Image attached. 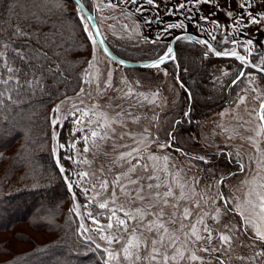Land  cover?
Wrapping results in <instances>:
<instances>
[{
	"label": "snow or ice",
	"instance_id": "snow-or-ice-1",
	"mask_svg": "<svg viewBox=\"0 0 264 264\" xmlns=\"http://www.w3.org/2000/svg\"><path fill=\"white\" fill-rule=\"evenodd\" d=\"M163 2L165 15H180L184 19L178 22L163 20L159 17L160 4L157 0H120L125 6H134L136 14L148 11L146 6L157 9L155 20H145L147 24L164 25L162 32L151 41L153 44L158 43L162 36L171 34V30L186 29L187 25L184 21L187 20L189 25L196 29L197 35H175L174 39L195 41L198 45L204 46L205 58L209 54L216 57H234L239 61L240 67L235 70L231 84L243 83V78L247 77L249 83L254 85L251 91L260 93L252 96V99L258 102V107L249 108L246 95L238 94L234 102L236 108L241 104L245 105L244 111L247 117L239 114L234 116L239 127L233 129L234 136L229 137V139L238 137L251 149L243 152L238 149L232 155V162L237 165L239 173H245V177L240 181L239 187L235 190L229 189L225 194L219 186L227 187L229 179L238 173L229 171L227 174L218 175L214 167L200 168L199 171L206 173L211 182L206 184L205 189L197 192V186L202 180L198 176L191 178L181 176L180 173L185 169L179 166L170 152L160 156L150 153L147 160L151 161V164L146 162L141 165L140 161L145 157L141 155L144 150L140 148H132L131 151L121 154L120 159L126 161L129 167L126 171L116 174L111 181L101 178L95 172L73 170L70 166L66 168L62 161H71L72 164L88 163L83 154L99 148L97 141L110 138L109 130L115 131L112 129V123H122L109 117L108 112L103 110L105 107L113 111L119 109L116 111V117L131 113L123 109L118 102L120 96H108L106 105L93 103L91 108L79 107L71 97L65 96V99L61 100L48 116L53 130L51 138L57 141L52 152L56 156L55 164L61 178L74 201L77 195L73 191L75 186L87 201L83 207L92 206L94 209L85 214L90 224L81 222L78 230L82 236L94 232L101 241L106 242L105 264H232L233 259L240 261V264H264V89H258L255 85L256 76L251 71L255 70V73H259L260 78L264 79V52L254 56L256 42L242 31L249 25L260 26L264 22V0H239L238 14L232 9L231 0H225L223 6L218 0H181L179 4H173L172 0H163ZM13 4L18 5L20 11H16ZM24 4H30L31 7H24ZM201 4L209 5L215 8V11L200 15L199 12L203 9H199L194 16L193 9ZM68 6L74 8L73 13H67ZM107 6L120 7V4L109 3ZM5 7L9 13L15 12V19L10 21L7 31L4 27H0V119L6 118L4 112L9 108L13 106L19 108L20 105L25 104L26 97L38 93L41 96L51 97L52 94L46 90L47 79L57 77L61 80L65 79L60 72V64L53 59L56 56L63 61L67 52V49L64 52L57 51L64 48L61 43L64 33L60 31L63 25L55 22L49 24L50 20L62 15H76L80 22H84L82 31L86 34V40L92 44L96 43L87 23L92 20V16L84 15L86 10L80 0H12V3ZM253 8L259 11L254 13L251 10ZM220 11H224L226 18L231 21L228 27L212 18ZM201 22L210 26L215 25V29L210 31L204 28ZM45 28L47 31L44 30ZM218 31L226 34H221L218 39L216 34ZM200 33H206L210 39L198 38ZM212 42L220 46L231 44L233 47L217 50ZM238 47L243 48L245 54L238 52ZM259 47H264V43ZM249 57L252 59L250 60ZM169 59L177 60L171 46H167L165 53L148 66L159 69L160 65L165 64ZM87 63L90 68L94 67L91 60ZM53 64L55 67H51ZM245 68L249 71L246 72ZM85 71L87 73V69ZM184 71L186 72L187 69ZM164 74L168 73L165 71ZM107 75L108 79L103 87L96 85L95 97L92 91L80 87L76 97L80 98L81 105L85 103L84 96L93 101L97 97L103 99L106 89L122 92L124 96L131 94V89L128 92L114 89L111 83L112 73L109 72ZM223 75L227 76L230 73L224 72ZM81 83L91 85L93 79L81 80ZM180 86L184 87L182 83ZM242 92H247V89H242ZM188 95L191 99L190 92ZM188 115L189 112H184L185 117ZM180 123L179 120L174 121L171 129L166 130V142L158 143L157 136L152 143H157L160 149H172L179 153L189 161L188 171H191L192 167H197L191 164V161L210 164V157L194 154L186 151L182 146H177L175 128ZM253 123L255 127H249ZM66 124L68 136L65 137L64 142H61L60 136ZM97 129H102L103 134ZM241 129L253 135L244 136L241 134ZM77 144H81L82 147L73 155L72 150L77 148ZM64 149H67L68 155L59 153V150ZM95 154L93 152L94 156ZM129 157L131 159H128ZM133 160L135 163H132ZM3 161V154L0 153V165ZM138 167L147 175L136 176ZM73 171L78 177L75 182L71 174H66ZM99 171L103 172V168ZM159 173H165L170 179L163 180ZM125 180L127 183H124ZM145 181L160 182L145 183ZM161 188L164 189L162 192ZM176 189L179 190V194ZM118 192L127 198L129 207L126 208L124 203L119 202ZM181 201L184 202L183 207ZM207 205H211V211L206 210ZM166 208L172 209L170 214H166ZM80 209L81 205L76 203L70 211L80 215ZM96 209L99 211H95ZM150 216L155 218L149 219ZM146 232L152 234L151 239L145 235ZM87 239L95 243L97 249L101 248V244L96 243L92 236H87ZM113 245L117 247H112ZM238 248L244 250L243 254L236 253L233 257V253Z\"/></svg>",
	"mask_w": 264,
	"mask_h": 264
},
{
	"label": "rangeland",
	"instance_id": "rangeland-1",
	"mask_svg": "<svg viewBox=\"0 0 264 264\" xmlns=\"http://www.w3.org/2000/svg\"><path fill=\"white\" fill-rule=\"evenodd\" d=\"M88 10L92 11L95 14L96 21L98 23L101 34L105 42L109 47L114 49L119 56L124 59L135 61H140L141 58L153 57L154 55H163L169 46L170 39L181 32H190L197 35L196 29L189 25V22L185 20L187 25L186 29H175L171 30V34L164 35L161 37L158 43L153 44L151 41L156 38L163 30L164 25L160 23H145L146 19L155 20L157 16V9L148 7V11L143 12L142 14H136L135 8L132 5H123L120 3V0H81ZM181 0H172L173 4H179ZM239 0H231V7L235 9V12L238 14L240 9L237 7ZM109 3L120 4V7H108ZM157 3L160 4L159 17L168 22H178L179 20L184 19L183 16H168L165 15V4L163 0H157ZM218 3L223 6L225 5V0H218ZM96 5L97 7H94ZM171 7V5H168ZM69 10L74 11L72 6H68ZM123 9V11H122ZM131 9V11H129ZM199 9H203L202 12H199L200 15H207L209 12L215 11V8L210 7L209 5L201 4L193 9L192 14L195 16ZM254 13L259 11L258 9H251ZM198 18V17H197ZM220 22L221 25L228 27L231 24V21L226 18L224 11L217 13L215 17H212ZM81 22L80 26L83 27ZM202 26L210 31L215 29V25H209L207 23L201 22ZM89 26V24H88ZM259 28V30H258ZM90 29V26H89ZM91 30V29H90ZM229 31L231 29L229 28ZM247 35H250L251 38L256 42V50L253 52V55H258L260 52H264V47H259L261 43H264V22L260 26L249 25L246 30H242ZM218 39L221 34L219 31L216 33ZM86 35V34H85ZM198 36H203L210 39L206 33H200ZM246 38V37H245ZM182 42L177 43V49H183L184 47H195L198 45L188 44V41L181 39ZM211 42V41H210ZM216 45L219 50H223L224 47L231 48L233 45H217L215 42H212ZM87 53H86V62L80 68L79 77L80 84L76 90L71 91L68 94L60 97L56 101L52 102L50 106V111L60 103L61 100L65 99V96L71 97L73 101L79 107L91 108L93 103L104 104L107 103L108 96H120L121 99L118 101L123 109L127 110L131 115H121L116 117L115 103H113V110L107 109L105 107L103 110L108 112L109 117L113 120L122 121L112 123V129L115 131L109 130V139L104 141H97L99 148L93 149L88 153H84L83 157L88 161L84 164H75L76 169L82 171H88L89 173L95 172L101 178H106L109 181L113 177L126 171L129 167L128 163L120 159L122 153H126L132 150V148H140L144 151L141 152V155L145 157L144 160L140 161V164L149 163L151 161L147 160V157L150 153H155L157 156L162 154L171 153L172 157L176 159L179 166L184 168L185 171L181 172V176L186 178H191L192 176H198L202 183L197 186V192L205 189L206 184L211 182V179L207 176L206 173L200 172V168H209L214 167L217 171V174H227L229 171L237 172L236 176H232L228 181V186H219L225 194L228 193L229 189L235 190L239 187L240 181L244 179L245 173H239L237 165L232 162V155L236 150L250 151V147L247 143L240 140L238 137L229 139L230 136H234L233 129L239 127V123L234 116L239 114L245 116V105L241 104L236 108L234 102L237 100L239 95H246L248 97L246 103L249 108L258 107V102L252 99V96L259 95V91L252 92L253 84L249 83V78H243V83H238L237 85H232L231 80L234 77L235 70L239 68L236 60L233 58H222L216 57L212 54L210 57L203 59L204 66L209 70V83L211 84L210 89L217 94L223 95L224 99L210 109V111L201 116L199 119H196L194 123V128L188 129V127H183L181 124L176 125L175 135L177 137L176 143L177 146H182L186 151L198 155H205L211 158V163L205 165L199 161H191V164L197 165V167H192L191 171H188L189 161L184 157L180 156L179 153L175 152L172 149H160L157 143H152L156 137H159L158 143H164L167 141L166 130L171 129L172 124L176 121L177 118L184 116V112L187 111V98L185 89L180 86V84L175 81L172 76V72L168 69L161 67L160 68H127L118 65L117 63L110 60L99 48L97 43L92 44L87 41ZM204 51H206L204 46L198 45ZM238 52H244L243 48L238 47ZM157 56V57H159ZM156 58V57H155ZM151 59V58H150ZM91 60L94 67H89L88 61ZM181 74H183L184 69H187L185 73L189 70V63L187 61L181 60ZM87 69V73L86 70ZM163 70V71H162ZM168 74L165 75L164 72ZM248 72V69H245ZM256 76L255 85L258 86V89H264V79L260 78L259 73L251 70ZM111 72V83L114 89H123V92H128L131 89V94L124 96L122 92H113L112 89H106L104 98L97 97L96 100H90L87 96H84L83 99L85 103L80 104V98L76 97V92L79 91L80 87H85L86 89L92 91L93 96H96V85L99 84L101 87L104 86V82L108 79V73ZM224 72H229L230 75H223ZM180 73V71H179ZM93 79L91 85L82 84L81 80ZM185 80V77H182ZM126 81V83H122ZM188 84V83H187ZM232 85V87H230ZM242 89H247V92H242ZM147 97V99L145 98ZM154 101V102H153ZM223 113V115H222ZM198 115V114H197ZM195 115V116H197ZM155 117V119H154ZM249 127H255V123L249 125ZM147 129V132H145ZM101 131L102 129H97ZM53 131V130H52ZM127 133L128 135H124ZM241 134L244 136L253 135V133L244 132L241 129ZM79 135V134H78ZM123 136V138H121ZM57 141L51 140L49 147L51 149L52 156L56 159V156L52 152V148L56 147ZM82 147L81 144H77V148L72 150V154L75 155L76 152ZM61 151L59 150V153ZM95 152V156L93 155ZM61 154V153H60ZM68 155V153H67ZM135 155V153H134ZM128 159H131L129 157ZM230 160L229 163L227 160ZM65 167L69 166L68 163H65ZM132 163H135L133 160ZM234 163V164H233ZM103 168V172H100L99 169ZM69 174V173H66ZM60 175V173H59ZM136 176H146L145 173L140 167L137 168ZM163 180L170 179L165 173H159ZM73 181L78 179L74 174L72 177ZM153 182L159 183L160 181H145V183ZM127 183V180L124 181ZM164 189L161 188L162 192ZM177 194L179 190L176 189ZM215 191V189H212ZM94 195V193H93ZM107 195V194H105ZM120 196V203H124L125 207H129V202L127 198L118 192ZM84 197V196H83ZM103 197H101L102 199ZM85 199V198H84ZM199 199V197H197ZM81 205L80 215H77L75 212L74 215L77 220V224L84 222L86 225L90 224V220L86 217V213L89 211H94L92 206L84 208ZM78 203L76 200H73L70 204V208L75 207V204ZM140 202L138 201L137 204ZM181 207L184 206V202L181 201ZM115 207V205H113ZM146 207V205H145ZM206 210L211 211V205L205 206ZM95 211H99L96 209ZM172 211L171 208H166V214H170ZM155 217H149V219H154ZM107 223V221H102ZM187 223V221L185 222ZM131 227V225H130ZM25 233L29 237H32L38 243H43L49 239L52 235L49 233L35 231L29 224L18 223L10 228L9 231L0 232V245L3 247L4 254H0V262L5 259L13 256L20 251H24L30 247L32 240H27L23 242L20 239H17L20 234ZM78 233L80 234L79 230ZM26 235V236H27ZM92 236L96 243L101 244L100 256L101 260L105 264L106 254L104 253V247H106V242L101 241L98 235L94 232L85 234L82 237V240H86L87 236ZM151 239V233H145ZM95 244V243H93ZM112 247H117L113 245ZM6 250H5V249ZM2 249V248H1ZM243 249H236V252L233 253L235 257L236 253L243 254ZM232 264H240V261L233 259Z\"/></svg>",
	"mask_w": 264,
	"mask_h": 264
},
{
	"label": "trees",
	"instance_id": "trees-1",
	"mask_svg": "<svg viewBox=\"0 0 264 264\" xmlns=\"http://www.w3.org/2000/svg\"><path fill=\"white\" fill-rule=\"evenodd\" d=\"M10 3L12 0H0V27H4L6 31L10 21L15 19V12L9 13L5 7ZM13 7L20 11L18 5L13 4ZM24 7L31 5L24 4ZM67 13L71 14L73 11L67 9ZM53 22L63 25L60 31L64 33L61 39L64 48L57 51L64 52L67 49V52L63 61L56 56L53 59L60 64V72L65 79H47L46 90L52 94L51 97L41 96L39 93L26 97L25 104L19 108H9L4 112L6 118L0 119V153L4 157L0 165V232L9 231L14 225L27 222L33 230L52 236L47 241L38 243L22 232L17 239L23 242L32 240L30 247L3 259L0 264H104L100 249L92 242L82 240L78 233L76 217L70 211L72 195L67 190L61 174L59 175L49 147L52 145V128L48 116L51 112L50 106L52 102L79 87V71L86 62L87 53L86 35L76 15L54 17L49 24ZM44 30L47 31V28ZM178 42L182 41H176L174 45L177 60H167L161 67L172 72L175 81L182 83L183 88L187 90L185 93L189 115L177 118L176 121H181L183 127L190 129L195 127L196 119L207 114L224 97L210 89L209 70L203 62L205 51L194 42L188 44L197 45L195 49L184 47L178 50ZM111 50L118 55L113 48ZM157 56L159 55L141 60L154 59ZM181 60L189 63L187 73L181 74ZM51 67H55V64ZM182 77H185V80ZM67 128L66 124L60 136L61 142L68 136ZM60 151L62 155L68 153L67 149ZM226 160L229 163L230 160ZM64 162L73 170L76 169L71 161ZM69 174L73 177L74 171ZM73 191L77 193L76 201L83 204V195L75 186ZM4 253L6 252L0 245V254Z\"/></svg>",
	"mask_w": 264,
	"mask_h": 264
},
{
	"label": "water",
	"instance_id": "water-1",
	"mask_svg": "<svg viewBox=\"0 0 264 264\" xmlns=\"http://www.w3.org/2000/svg\"><path fill=\"white\" fill-rule=\"evenodd\" d=\"M81 4L85 7V13L84 15H91L92 16V20L91 21H87V23L90 26L91 31L94 34V38L95 41L97 43V45L99 46V48L101 49V51L113 62L117 63L120 66L123 67H127V68H152L149 67L148 65H150L155 59H157L158 57L154 58V59H147V60H140V61H130L124 58L119 57L118 55H116L115 53L112 52V50L109 48V46L107 45V43L105 42L101 31L99 29L98 23L96 21V17L95 14L88 10L87 7L84 5V3L80 0ZM195 35L193 33H189V32H183V33H178L176 35H181V36H185V35ZM198 38H204L203 36H198ZM100 41H103V43H100ZM177 40L174 39V36L170 39L169 41V46H171L174 49V44ZM218 50V49H217ZM222 58H233L234 57H222ZM167 61V60H166ZM255 71V70H253Z\"/></svg>",
	"mask_w": 264,
	"mask_h": 264
},
{
	"label": "flooded vegetation",
	"instance_id": "flooded-vegetation-1",
	"mask_svg": "<svg viewBox=\"0 0 264 264\" xmlns=\"http://www.w3.org/2000/svg\"><path fill=\"white\" fill-rule=\"evenodd\" d=\"M181 33H183V32H181ZM190 33V32H189ZM194 34V33H193ZM196 35V34H195ZM175 36V35H174ZM205 38V37H204ZM175 45V44H174ZM214 47H216V45L214 44ZM218 49V48H217ZM219 50V49H218ZM175 52V51H174ZM241 54H245L244 52H240ZM254 56H256V55H254ZM249 59L251 60L252 58L251 57H249ZM170 60V59H169ZM237 62V64L239 65V67H240V64H239V61H236ZM246 69V68H245ZM244 69V70H245Z\"/></svg>",
	"mask_w": 264,
	"mask_h": 264
}]
</instances>
